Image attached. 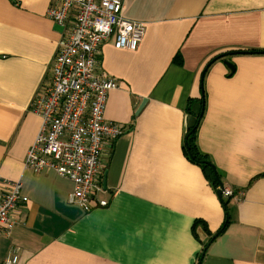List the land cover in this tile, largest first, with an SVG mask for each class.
Returning <instances> with one entry per match:
<instances>
[{
	"label": "crops",
	"instance_id": "0c3cea01",
	"mask_svg": "<svg viewBox=\"0 0 264 264\" xmlns=\"http://www.w3.org/2000/svg\"><path fill=\"white\" fill-rule=\"evenodd\" d=\"M50 3L0 0V187L19 182L27 198L8 237L0 233V263L17 248L16 264H197L203 226L213 234L224 221L217 193L182 153L202 110L195 142L233 195L231 223L201 264H264V54H231L264 50V0H123L122 17L145 33L132 52L112 38L100 47L97 72L118 85L104 120L123 135L100 157L107 206L88 213L67 202L68 180L23 168L41 124L30 105L61 36ZM220 55L202 92L206 63Z\"/></svg>",
	"mask_w": 264,
	"mask_h": 264
},
{
	"label": "built area",
	"instance_id": "2783aa9c",
	"mask_svg": "<svg viewBox=\"0 0 264 264\" xmlns=\"http://www.w3.org/2000/svg\"><path fill=\"white\" fill-rule=\"evenodd\" d=\"M123 0H51L47 17L61 28L51 57L48 82L34 96L30 109L41 119L23 168L52 171L68 180L67 202L85 213L107 206L97 196L103 191L101 158L107 144L123 135V128L104 120V106L116 80L97 72L100 47L112 38L117 50L135 51L145 25L122 17ZM1 178V177H0ZM19 182L0 187V233L7 236L17 225L14 211L27 202ZM229 199L233 191L223 188ZM17 248L0 264L18 263Z\"/></svg>",
	"mask_w": 264,
	"mask_h": 264
},
{
	"label": "trees",
	"instance_id": "16d2710c",
	"mask_svg": "<svg viewBox=\"0 0 264 264\" xmlns=\"http://www.w3.org/2000/svg\"><path fill=\"white\" fill-rule=\"evenodd\" d=\"M231 54H237V55H260V54H264V50H244V51H233ZM223 58L222 55L215 57L213 59H211L208 63H206L205 68L207 69L210 64H213L214 62L221 60ZM203 86V85H202ZM203 90V88H202ZM201 90V91H202ZM203 92V91H202ZM204 95V93H203ZM203 98L201 103V106L203 107L204 103H203ZM190 103V102H189ZM188 104L187 107V113L191 114V108L189 107L190 104ZM200 113H202V110L200 111ZM200 113L195 114L194 115V119H195V123L186 128V132L185 135L183 137V141H182V153L183 155L193 164L197 165V167H199L201 169V171L203 172L204 176H205V180L208 181L209 185L212 187V189L214 190L215 193H217L216 191L219 190L220 188V184L221 181L219 178V175L216 171V169L212 166V163L208 160V158L206 157L205 154H202L197 147V144L195 142L196 140V134H197V128L199 126V123L201 121V116ZM218 197V196H217ZM220 200V205L222 206V209L224 211V221L221 225V227L219 229H217V231L213 234H211L209 231H207V228L205 227V225L203 226L205 233L207 234L208 238V242L205 243V245L203 246L200 255L202 254V252L206 251V245L210 243H212V241L219 235H221L225 228H227L229 226V224L231 223L230 220V208H229V199L224 198L222 195L221 197H218ZM200 221H195L194 225H193V232L195 233V229L197 226L200 225ZM196 236V235H195ZM200 255H198V260H197V264H201L202 263V259ZM203 256V255H202Z\"/></svg>",
	"mask_w": 264,
	"mask_h": 264
},
{
	"label": "water",
	"instance_id": "95a60500",
	"mask_svg": "<svg viewBox=\"0 0 264 264\" xmlns=\"http://www.w3.org/2000/svg\"><path fill=\"white\" fill-rule=\"evenodd\" d=\"M227 67H229V69H230V71H233L234 70V67H233V65H231V64H229L228 62H225L224 63ZM206 68L204 69V71H203V73H202V76L200 77L201 78V88H202V85H203V78L202 77H204V75H205V72H206ZM202 90V89H201ZM145 103V100H143L142 102H141V105H139V108H138V110H137V113H139V111L142 109V107H143V104ZM202 113H200V115H201ZM102 185H104V184H102ZM223 185L222 184H220V188H219V190L218 191H216L217 192V196L218 197H221V191H223ZM207 247H208V244L206 245V249H207ZM202 255H204V252H202V254L200 255V257L202 258L203 256Z\"/></svg>",
	"mask_w": 264,
	"mask_h": 264
}]
</instances>
